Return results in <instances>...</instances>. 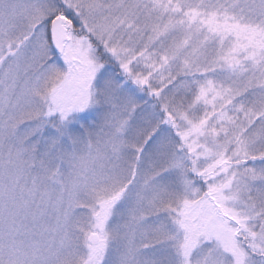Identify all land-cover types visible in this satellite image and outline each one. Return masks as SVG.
Masks as SVG:
<instances>
[{"label":"snow or ice","instance_id":"6c2138e0","mask_svg":"<svg viewBox=\"0 0 264 264\" xmlns=\"http://www.w3.org/2000/svg\"><path fill=\"white\" fill-rule=\"evenodd\" d=\"M0 264H264V0H0Z\"/></svg>","mask_w":264,"mask_h":264}]
</instances>
